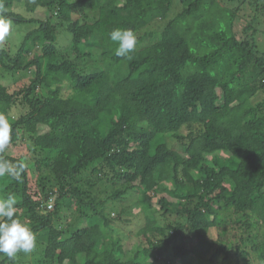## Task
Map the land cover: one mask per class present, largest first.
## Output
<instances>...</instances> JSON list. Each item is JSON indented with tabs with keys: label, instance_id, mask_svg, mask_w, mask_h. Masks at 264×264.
Returning <instances> with one entry per match:
<instances>
[{
	"label": "trees",
	"instance_id": "1",
	"mask_svg": "<svg viewBox=\"0 0 264 264\" xmlns=\"http://www.w3.org/2000/svg\"><path fill=\"white\" fill-rule=\"evenodd\" d=\"M0 5L14 23L38 24L14 57L0 50L2 70L31 74L14 91L0 83V115L12 127L0 162L15 170L0 177V196L15 195L17 217L41 242L32 258L0 254V264H264V0ZM245 6L254 16L238 36ZM79 10L92 17L73 20ZM117 28L138 37L130 59L115 55ZM24 141L28 155L15 154ZM133 193L145 242L129 250L117 201ZM112 222L124 236L110 237Z\"/></svg>",
	"mask_w": 264,
	"mask_h": 264
},
{
	"label": "rangeland",
	"instance_id": "2",
	"mask_svg": "<svg viewBox=\"0 0 264 264\" xmlns=\"http://www.w3.org/2000/svg\"><path fill=\"white\" fill-rule=\"evenodd\" d=\"M228 6V5H227ZM229 8H235L233 7V5H229ZM20 14H22L23 16H26V18H31V17H36L38 19H46V12L44 11H39L37 14H33L31 12H28L24 9H20L19 10ZM87 13V15L83 14L82 10H79L77 12H75L73 14L72 19L73 20H80L81 22H84L83 18L87 17V18H91L92 14L88 13L87 11H85ZM263 16H264V8H263ZM91 15V16H89ZM238 19L236 21V25H235V31L238 33V36L242 35V31L244 29V27L249 24V21L252 19V17L254 16V10L252 11V8L245 6L244 9H240L238 12ZM12 25L11 31L9 33V35L6 37V39L3 42H0V50L1 49H5L8 51V53H10L13 57L16 55L18 49L21 46V42L25 36L26 33H28V31L35 29L36 27H38V24H36L35 22H25V23H14V21L12 19H9ZM56 23H58V20L55 19L53 21V24L55 25ZM66 24V23H65ZM57 27V32H58V41L60 43V45L62 46H66L68 44V34L67 32H65V28H61L58 26V24L56 25ZM259 31L256 34L257 37V43L258 46L261 50L264 51V18L261 21V25H259L258 27ZM38 49L41 50V47H37ZM34 51V50H33ZM29 56V55H27ZM31 74L30 73H25L22 71H17V72H11V71H6V70H2L1 66H0V83H2L3 85H5L10 91H14L17 90L19 88H21L24 84L28 83L29 78H30ZM38 92H42L41 89L37 90ZM65 94H68V91L65 92ZM263 96L260 94V92H258V94L253 98V103L257 104L258 102L262 101ZM165 137L161 136L160 140H164ZM169 140V139H168ZM172 140V139H171ZM178 145H176L175 147H177ZM15 154L17 155H28L29 151L27 150L26 147V143L24 141V143H22V145L19 146H15L14 151ZM222 156L223 155H228V154H223L221 153ZM206 163L207 165H209L210 167H215V164L213 162L212 159V155L207 156L206 158ZM218 169V168H217ZM37 178V173L35 171H31V183L33 185V187L36 185L34 183V180H36ZM166 186H169L167 184H165ZM165 193V192H164ZM168 194V193H166ZM138 197L139 195L137 193H133L130 194L126 197L123 198L122 201H117L118 205L123 208L125 210V217H128L130 223L126 226V228L128 229V227H130V230L133 232V236H126L125 238L128 239H124V246L125 249H129L132 250L133 247L139 243V242H145V238L139 233V229L140 226L138 223L137 218L141 217L143 218V215L141 214L143 208L139 205L138 203ZM0 198H2V196H0ZM119 206H115L114 209L119 210ZM155 206H157L156 208L158 209L159 206L156 204ZM114 210L113 212H115V215L112 214V216H117L118 213L117 211ZM70 211H66L65 214H69V218L67 220H65V222L70 221ZM162 212L159 211L157 215H161ZM172 220L177 219V215L173 214L170 215L169 217ZM227 219V217H226ZM76 218L74 217L73 221H75ZM96 221V220H95ZM93 221V222H95ZM144 222V220H143ZM142 222V224H143ZM123 227L122 223L119 222H112L110 225V228L112 229L110 231V237H117V236H124V234H122L123 230L121 229ZM264 232V231H263ZM263 234V233H261ZM210 236L213 240L217 239V230L216 228H213L210 230ZM231 236L232 239H234V241L238 240V235L236 237H234V234L229 235ZM187 241V239H186ZM189 241H192L189 239ZM194 241V239H193ZM41 242H39L36 239V245L35 248L40 247ZM34 250L31 253L25 254L24 259H26V257H28L27 259H30L33 257V253ZM28 255V256H27ZM150 260H152V258H150Z\"/></svg>",
	"mask_w": 264,
	"mask_h": 264
},
{
	"label": "clouds",
	"instance_id": "3",
	"mask_svg": "<svg viewBox=\"0 0 264 264\" xmlns=\"http://www.w3.org/2000/svg\"><path fill=\"white\" fill-rule=\"evenodd\" d=\"M9 18L3 14L0 5V42H3L11 31ZM109 39L116 47L117 57L131 58L138 37L132 29H114L109 33ZM12 140V127L4 115H0V153H3ZM19 167H22L19 166ZM5 174H15V170L6 161L0 162V177ZM17 200L9 194L0 198V254L14 259L18 253H31L36 245V235L28 223L17 217Z\"/></svg>",
	"mask_w": 264,
	"mask_h": 264
},
{
	"label": "built area",
	"instance_id": "4",
	"mask_svg": "<svg viewBox=\"0 0 264 264\" xmlns=\"http://www.w3.org/2000/svg\"><path fill=\"white\" fill-rule=\"evenodd\" d=\"M49 207H50V205H49Z\"/></svg>",
	"mask_w": 264,
	"mask_h": 264
}]
</instances>
